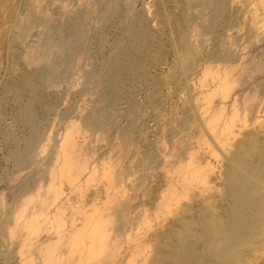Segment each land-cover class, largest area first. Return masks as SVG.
<instances>
[{"label":"rangeland","instance_id":"374dc122","mask_svg":"<svg viewBox=\"0 0 264 264\" xmlns=\"http://www.w3.org/2000/svg\"><path fill=\"white\" fill-rule=\"evenodd\" d=\"M7 2L0 264H264V170L240 255L203 235L231 222L237 151L264 157V0Z\"/></svg>","mask_w":264,"mask_h":264},{"label":"bare ground","instance_id":"6f19581e","mask_svg":"<svg viewBox=\"0 0 264 264\" xmlns=\"http://www.w3.org/2000/svg\"><path fill=\"white\" fill-rule=\"evenodd\" d=\"M25 4V3H24ZM220 5V3H219ZM26 6V5H25ZM221 6V5H220ZM105 7V6H104ZM8 8V2L7 0H0V16H4L6 14ZM190 8V7H189ZM221 9V8H220ZM11 10V9H10ZM31 10V9H30ZM191 10V9H190ZM33 11V10H32ZM34 13V12H33ZM8 15V14H7ZM185 15V14H184ZM4 18V17H3ZM37 18V17H36ZM76 18V17H75ZM1 19V18H0ZM28 19V18H27ZM32 19V18H30ZM38 19V18H37ZM5 20V19H3ZM3 20L2 22L0 21V25L3 24ZM44 20V19H43ZM50 22V21H49ZM47 23V22H46ZM78 23V22H77ZM9 24V23H8ZM29 24V23H28ZM27 24V25H28ZM75 27L77 26V24H73ZM1 27V26H0ZM72 27V26H71ZM131 27V26H130ZM140 28V27H139ZM2 29V28H1ZM27 29V27H26ZM141 29V28H140ZM30 30V29H29ZM71 30V29H70ZM26 31V30H24ZM77 32V30H76ZM21 33V32H20ZM134 34V33H133ZM132 34V35H133ZM4 35V34H3ZM26 35V34H25ZM136 35V33H135ZM146 35V34H145ZM134 36V35H133ZM141 36V35H140ZM136 37V36H135ZM179 37V36H178ZM142 38V37H141ZM82 39L81 34L80 33H74L72 34L70 37H68L67 39H65V41H63L59 47L60 49V54L58 56V63L60 64H64L65 63V59H64V51L67 53L69 52V50H71L75 44L77 42H79ZM101 40V39H100ZM138 40V39H137ZM143 41V40H142ZM54 42V41H53ZM59 42H61L59 40ZM136 42V40H135ZM140 42V41H139ZM141 44V43H140ZM131 45V44H130ZM133 45V43H132ZM139 45V44H138ZM83 47V46H82ZM125 47V46H124ZM133 47V46H131ZM127 52V51H126ZM58 54V53H56ZM101 54V53H100ZM117 54V53H116ZM149 54V53H148ZM115 56V55H114ZM57 57V56H56ZM55 58V57H54ZM131 58V57H130ZM187 58V57H186ZM180 59V58H179ZM189 59V58H188ZM187 59V60H188ZM110 60V59H109ZM70 61V60H68ZM67 62V61H66ZM130 62V61H129ZM58 65V64H57ZM140 65V64H139ZM187 65V64H186ZM56 66V65H55ZM60 66V65H59ZM73 66V65H72ZM58 67V66H57ZM112 67V66H111ZM128 68V61L124 60L123 58H115V60L113 61V69L115 71L118 72V74H120L119 76L121 77V75L123 74V72ZM182 68V67H181ZM190 68V67H189ZM129 70V69H128ZM187 71V70H186ZM135 72V71H133ZM38 73V72H37ZM61 73V72H60ZM51 74V73H49ZM39 75V74H38ZM66 75V73H65ZM103 75V74H102ZM142 75V74H141ZM41 76V75H40ZM63 76V75H62ZM31 77V76H30ZM59 77V76H58ZM64 77V76H63ZM33 78V77H32ZM29 79V78H28ZM23 80V79H22ZM41 80V79H40ZM95 80V79H94ZM104 81V80H103ZM29 86L33 87L34 83L32 82V80L30 79L29 81ZM105 82V81H104ZM107 84L108 86L114 88L116 83L111 82L110 80L107 79ZM4 84V83H3ZM20 84V83H19ZM36 84V83H35ZM47 84V83H46ZM119 84V83H118ZM42 87V86H41ZM97 87V86H96ZM35 88V87H34ZM8 90V89H7ZM156 90V89H155ZM100 91V90H99ZM126 92V91H125ZM14 95V94H13ZM7 96V95H6ZM19 96V95H18ZM114 96V95H113ZM34 97V96H33ZM36 97V96H35ZM102 97V96H100ZM31 98V97H30ZM103 98V97H102ZM3 100V99H2ZM27 100V99H26ZM38 101V100H37ZM27 102V101H26ZM104 103V102H103ZM112 103V102H111ZM33 104V103H32ZM25 105V104H24ZM1 106V105H0ZM18 106V105H17ZM30 108V104L27 105L26 108V114L28 116L31 117V111L29 110ZM136 109V108H135ZM22 112V111H21ZM92 112V111H91ZM2 115V114H1ZM27 117V116H26ZM193 117V116H192ZM26 122V121H25ZM28 124V123H27ZM27 130V129H26ZM26 139V138H25ZM32 139V138H31ZM35 141V140H34ZM244 143V142H243ZM249 143V142H248ZM32 147V146H31ZM240 147V146H239ZM243 148V147H242ZM260 148V147H259ZM262 148V147H261ZM258 149V148H257ZM255 150V149H253ZM260 150V149H258ZM250 151V150H248ZM256 151V150H255ZM262 151V152H261ZM258 155L260 156H264V152L263 149L261 150ZM254 152V151H252ZM15 154V153H13ZM24 154V153H23ZM248 155V153H247ZM255 155V154H254ZM15 156V155H14ZM18 156V155H17ZM252 156V155H251ZM259 156V157H260ZM25 157V156H24ZM245 157V150L244 149H239V151H237V153L235 154V156L233 157L232 161H231V165H232V169L231 172L228 176V182H227V186L230 187L228 189H231V192L233 193V196L235 197V205L233 208V217L231 219V222L228 224V227L226 226V229L220 228V230H218L216 228V226L211 225L209 223V221L206 220V222H204L203 228H204V232L203 235L205 237V244H207L210 248V250H212V252L214 253V255L216 254L217 256H219L220 258H226V257H233L238 255L239 252L242 250V248L244 246H246L248 244V242L250 241V233H251V227H250V223L247 222V218L252 217L255 218L254 215L251 210H247L246 208L243 207V204L245 203V201L247 202V200H249V195L250 193L252 195L255 194V192L259 189V186L261 185V181L259 179V175L260 173H262L261 171L264 170V157H261V162H259V166H252V165H248L246 163V159L244 160ZM253 160V159H252ZM258 161V160H257ZM189 177V176H188ZM262 186V185H261ZM254 192V193H253ZM258 192V191H257ZM259 194V193H258ZM251 195V196H252ZM234 199V198H233ZM244 202V203H243ZM249 202V201H248ZM250 204V203H249ZM261 207V206H260ZM256 208V207H255ZM209 209V208H208ZM258 209V208H257ZM204 210V209H203ZM231 212V213H232ZM249 214V216H248ZM258 214V213H257ZM230 215V214H229ZM211 216V215H210ZM207 218V217H206ZM205 219V218H204ZM252 221V220H251ZM93 223V222H91ZM96 225V223H95ZM94 225V227H95ZM190 224H187V226L189 227ZM201 225V226H202ZM97 226V225H96ZM200 226V227H201ZM225 226V225H224ZM262 228V227H261ZM186 229V227H185ZM190 229V228H189ZM187 228V230H189ZM224 229V230H223ZM183 230V231H182ZM182 230L180 231L179 235L186 240V238L188 237V231H184V229L182 228ZM218 230V231H217ZM190 231V230H189ZM258 232V231H257ZM190 233V232H189ZM256 233V232H255ZM199 234V233H198ZM253 237V236H252ZM191 238V237H190ZM195 238V237H194ZM179 239V238H178ZM183 239H180L181 241ZM189 240V239H188ZM193 240V239H192ZM187 241V240H186ZM204 244V245H205ZM192 243L190 242H184L183 245L180 247V249L183 250V254L184 251L187 253H191L192 252ZM206 245V246H207ZM180 246V245H179ZM251 246V245H250ZM252 247V246H251ZM169 248V247H168ZM178 249V248H176ZM179 249V250H180ZM178 250V251H179ZM177 251V252H178ZM195 251V250H194ZM209 251V249H208ZM156 253V252H155ZM176 253V252H174ZM186 255V253L184 254ZM240 255V254H239ZM157 256V255H156ZM173 256V255H172ZM187 256V255H186ZM189 257V256H188ZM187 257V258H188ZM164 258V257H163ZM208 258V257H207ZM231 259V258H230ZM154 260V259H153ZM158 260V259H156ZM166 260V259H165ZM195 260V259H194ZM225 260V259H224ZM155 261V260H154ZM174 261V259H173ZM184 261L185 264V258L184 260H182V262ZM157 262V261H156ZM182 262H179V264H182ZM162 263V262H161ZM176 263L178 264V260L176 261ZM175 263V264H176ZM189 262H187L186 264H188ZM160 264V263H159Z\"/></svg>","mask_w":264,"mask_h":264}]
</instances>
